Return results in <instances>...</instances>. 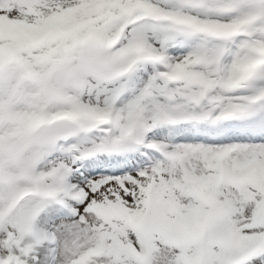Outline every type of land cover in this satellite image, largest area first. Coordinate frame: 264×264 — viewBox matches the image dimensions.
I'll return each mask as SVG.
<instances>
[{
    "label": "snow or ice",
    "instance_id": "6c2138e0",
    "mask_svg": "<svg viewBox=\"0 0 264 264\" xmlns=\"http://www.w3.org/2000/svg\"><path fill=\"white\" fill-rule=\"evenodd\" d=\"M0 264H264V0H0Z\"/></svg>",
    "mask_w": 264,
    "mask_h": 264
}]
</instances>
